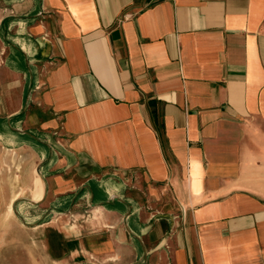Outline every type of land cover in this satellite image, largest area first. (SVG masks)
<instances>
[{
  "label": "crops",
  "instance_id": "1",
  "mask_svg": "<svg viewBox=\"0 0 264 264\" xmlns=\"http://www.w3.org/2000/svg\"><path fill=\"white\" fill-rule=\"evenodd\" d=\"M0 147L56 261L264 264V0H0Z\"/></svg>",
  "mask_w": 264,
  "mask_h": 264
},
{
  "label": "rangeland",
  "instance_id": "2",
  "mask_svg": "<svg viewBox=\"0 0 264 264\" xmlns=\"http://www.w3.org/2000/svg\"><path fill=\"white\" fill-rule=\"evenodd\" d=\"M27 155L0 147V264H64L56 261L51 249H45L41 235L27 226L20 211L29 205L24 175ZM35 175L31 187L34 199L44 192V184ZM38 183L42 185L36 186ZM10 207H12L10 211ZM66 264H101L97 260L77 259Z\"/></svg>",
  "mask_w": 264,
  "mask_h": 264
},
{
  "label": "bare ground",
  "instance_id": "3",
  "mask_svg": "<svg viewBox=\"0 0 264 264\" xmlns=\"http://www.w3.org/2000/svg\"><path fill=\"white\" fill-rule=\"evenodd\" d=\"M12 207H10V211H11Z\"/></svg>",
  "mask_w": 264,
  "mask_h": 264
}]
</instances>
